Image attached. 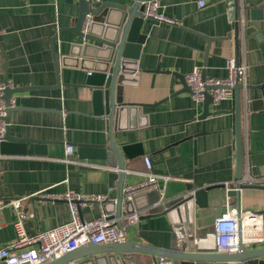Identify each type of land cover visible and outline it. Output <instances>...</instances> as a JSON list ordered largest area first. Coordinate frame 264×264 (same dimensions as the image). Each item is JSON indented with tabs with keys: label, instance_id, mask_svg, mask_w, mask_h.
Instances as JSON below:
<instances>
[{
	"label": "crops",
	"instance_id": "crops-1",
	"mask_svg": "<svg viewBox=\"0 0 264 264\" xmlns=\"http://www.w3.org/2000/svg\"><path fill=\"white\" fill-rule=\"evenodd\" d=\"M199 1H203L202 6ZM158 2V10L175 23L145 20V38L135 60L138 72L123 91L124 102L142 106L138 114L128 115L126 130L114 127L113 139L119 147L134 144L136 152L142 151L126 159L124 186L142 178L143 157L149 156L152 171L168 177L157 182L161 200L189 193L188 185L191 191L207 188L184 209L178 207L175 214L159 213L139 217L136 224L126 223L130 240L169 247L172 242L179 246L189 234L195 240L212 231L215 218L225 210V200L232 203L233 198L226 196V188L221 185L235 177L236 166L234 94L209 105V110L222 111L207 117L205 133L197 135L202 129V121L197 119L202 103L194 101L187 91L176 92L181 84L173 73L185 76L193 67L201 70L204 64L207 77H222L228 74V60L235 52L238 61H245V83L249 86L240 89L244 148L241 174L264 175V87H254L264 82V5L262 16L251 18L250 8L262 6L263 0ZM78 8V0H0V80L6 75L12 87L55 85L50 39L57 34L55 52L69 56L71 45L80 40L71 31L58 30L73 24ZM246 24H255L258 29L246 34ZM215 36L203 59L206 38ZM71 63L60 64L59 87L12 95L19 97V105L25 108L11 112L10 133L29 140L24 155L0 154V198L27 196L22 209L33 214L24 222L29 234L70 218L64 199L50 200L39 194H107L108 200L117 195V179L109 177L115 168L88 151L80 154L77 146L108 143V127L105 117L92 112L91 90L78 85L85 71ZM66 145L73 146L70 158L78 163L60 160ZM37 195L41 198L33 199ZM239 196L240 207L263 213V240L246 246H264V187H242ZM147 199L145 196L137 204ZM102 206L98 202L80 205L78 214L84 220L94 219ZM13 219L14 210L6 205L1 211L0 246L15 238ZM128 255L135 264H154L156 259L139 253ZM210 264L258 263L234 259Z\"/></svg>",
	"mask_w": 264,
	"mask_h": 264
},
{
	"label": "water",
	"instance_id": "water-1",
	"mask_svg": "<svg viewBox=\"0 0 264 264\" xmlns=\"http://www.w3.org/2000/svg\"><path fill=\"white\" fill-rule=\"evenodd\" d=\"M143 1L145 0H130L126 3H117L110 1H101L98 5L90 7L88 0H78V14L69 27L59 29L68 30L74 33L80 41L71 45L69 56L61 57L59 53L55 52L54 41L57 34L54 35L51 41V53L54 64V71L57 82L53 86H21L12 87L7 81L6 75L0 80L5 83L6 87L3 90L2 99L6 106L5 109V134L0 140V154H26L25 143L29 140L23 137L14 136L9 130L10 114L14 110L21 108L19 105V97H12L15 93L28 91L31 89H44L51 87H59V66L65 64V61L70 62L71 66L85 71L84 79L81 84L84 88L91 90L92 112L95 115L105 117L107 122L108 143L100 144H78L80 154H85L88 151L91 155L106 159L107 164L115 168L110 171L109 177L117 179L115 184L117 188V195L114 200L105 199L100 202L104 211L108 212L109 217L114 219L115 224L125 233L126 239L123 242H111L102 244H93L86 242L79 247L72 249L59 257L48 261L44 264H135L132 257L128 254L139 253L148 255L155 259L157 256H165L175 260H179L182 264H210L217 261H228L234 259H246L249 262H256L264 264V246L248 247L239 240L237 248L234 252L218 253L212 251H197L193 248L194 237L189 234L186 236V241L179 246L176 243H171L169 247H158L150 243L130 240L126 233V223L124 216L134 212L140 211V218H145L159 213L175 214L178 212V207L184 209L192 198L197 200L199 194L203 193L204 189L192 190V186L188 185L189 193L180 195L173 199L161 200L157 190L149 193H141L133 196L130 200L123 202L122 190L124 187V180L126 176V159H132L142 151L136 152L134 149L136 145L125 144L118 146L113 139L114 127L116 130L124 131L127 129L126 121L128 115L133 116L140 112L142 104L124 102L123 91L124 85L131 83L137 74V67L135 60L138 58V50L143 43L145 34L142 32V27L145 20L152 19L150 16H145L143 13ZM262 6L250 8L251 18H260ZM90 11L92 13V20L87 31L82 30L84 14ZM236 17V16H235ZM238 21L236 20L234 32H237ZM258 29L255 24H246L244 32H249ZM215 37L206 38V49L202 55L205 59L206 52L209 48L210 42ZM235 58L237 56L235 52ZM179 80L181 88L176 92L187 91L190 92V87L185 82L184 75L173 73ZM205 65L201 69V78L205 79ZM220 84H218L219 86ZM204 86L202 111L197 116V119L202 121V129L197 135L205 133L204 120L214 114L222 111L209 110V105L212 103V96L210 89L218 87ZM249 84H245L247 89ZM243 87L242 83L236 82L233 86L234 91V126H235V177L239 178L242 172L244 148L242 143L241 133V93L240 89ZM254 87H264V82L254 85ZM13 100V105H11ZM85 149V150H84ZM86 157V155H81ZM88 156V155H87ZM252 158V156L250 155ZM256 185L264 187L257 183H243L236 182L230 184L226 188L225 194L232 197V203L240 206L239 190L242 187ZM225 187V184L221 185ZM148 196L145 202L138 200ZM41 198L38 195L33 196V199ZM138 205V206H137ZM129 262V263H127Z\"/></svg>",
	"mask_w": 264,
	"mask_h": 264
},
{
	"label": "built area",
	"instance_id": "built-area-1",
	"mask_svg": "<svg viewBox=\"0 0 264 264\" xmlns=\"http://www.w3.org/2000/svg\"><path fill=\"white\" fill-rule=\"evenodd\" d=\"M90 7L96 6L102 0H88ZM143 3V13L159 22L175 23V20L166 17L158 9L160 7L158 0H145ZM203 5V1H199ZM92 20L90 11L84 14L82 30L87 31ZM242 25L245 20L241 16ZM246 68L244 60L236 61L235 56H231L227 64V75L222 77L201 78L199 67L185 74V82L190 87V94L194 101L202 103L204 95V86H213L220 84L214 89H210L212 103L218 104L220 100L233 96V86L236 82L246 84ZM5 83L0 81V140H2L6 123L4 120L6 106L2 99ZM13 105V100H11ZM73 152L72 145H66L64 155L60 159L64 163L75 162L77 160L70 158ZM144 172L142 178L134 183L127 184L122 190L123 202L130 200L133 196L158 189V180L166 181L168 177L158 175L152 171V164L149 156L143 157ZM236 182L260 183L264 184V175H253L248 172L241 174L239 178H233L231 181H225V188ZM47 199H64L68 205L70 218L67 222L56 225L49 229L39 230L29 234L24 222L28 216L22 209V201L27 196L0 198V228L2 226L1 211L6 205H10L14 210L13 227L15 238L7 245L0 246V264H44L60 255L79 247L80 245L91 242L93 244L123 242L126 239L125 233L115 224L114 219L109 217V213L102 208L99 215L90 220L81 219L78 214L80 205L94 202H102L107 199V194L86 195L81 193L66 192L64 194H39ZM227 196V195H226ZM229 197V196H228ZM139 213L134 211L124 216L125 223L136 224L139 220ZM244 245L251 242H260L263 240V213L259 210L245 209L231 203L227 198L225 200L224 212L215 218L213 229L204 236L194 240L193 248L197 251H212L218 253L234 252L239 240ZM154 264H176L172 258L157 256Z\"/></svg>",
	"mask_w": 264,
	"mask_h": 264
}]
</instances>
